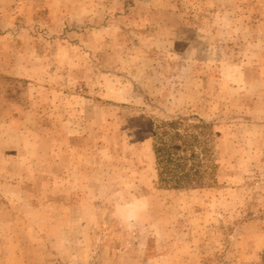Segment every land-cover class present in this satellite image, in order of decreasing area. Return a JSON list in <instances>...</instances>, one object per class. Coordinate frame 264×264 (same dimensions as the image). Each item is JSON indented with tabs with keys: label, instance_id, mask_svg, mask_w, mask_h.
Instances as JSON below:
<instances>
[{
	"label": "rangeland",
	"instance_id": "374dc122",
	"mask_svg": "<svg viewBox=\"0 0 264 264\" xmlns=\"http://www.w3.org/2000/svg\"><path fill=\"white\" fill-rule=\"evenodd\" d=\"M185 118L219 167L162 189ZM0 264H264V0H0Z\"/></svg>",
	"mask_w": 264,
	"mask_h": 264
},
{
	"label": "trees",
	"instance_id": "16d2710c",
	"mask_svg": "<svg viewBox=\"0 0 264 264\" xmlns=\"http://www.w3.org/2000/svg\"><path fill=\"white\" fill-rule=\"evenodd\" d=\"M189 121L163 122L153 131L155 170L162 189H191L194 183L205 181L207 174L215 175L219 167L213 158L215 124L200 120L191 125Z\"/></svg>",
	"mask_w": 264,
	"mask_h": 264
},
{
	"label": "clouds",
	"instance_id": "9594fccd",
	"mask_svg": "<svg viewBox=\"0 0 264 264\" xmlns=\"http://www.w3.org/2000/svg\"><path fill=\"white\" fill-rule=\"evenodd\" d=\"M114 199L117 202L114 205L113 216L124 231L159 235L158 226L148 221L151 202L147 197L136 196L128 190L126 194L117 193Z\"/></svg>",
	"mask_w": 264,
	"mask_h": 264
}]
</instances>
